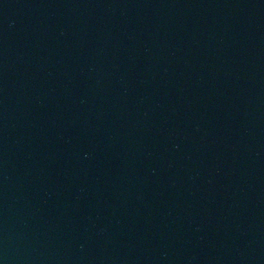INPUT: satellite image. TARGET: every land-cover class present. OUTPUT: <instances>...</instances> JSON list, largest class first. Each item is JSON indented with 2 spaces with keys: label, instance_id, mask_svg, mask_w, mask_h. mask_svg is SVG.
Returning <instances> with one entry per match:
<instances>
[{
  "label": "water",
  "instance_id": "95a60500",
  "mask_svg": "<svg viewBox=\"0 0 264 264\" xmlns=\"http://www.w3.org/2000/svg\"><path fill=\"white\" fill-rule=\"evenodd\" d=\"M0 264H264V0H0Z\"/></svg>",
  "mask_w": 264,
  "mask_h": 264
}]
</instances>
